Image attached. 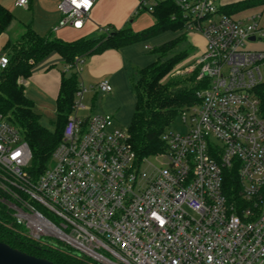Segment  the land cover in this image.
<instances>
[{
	"label": "built area",
	"instance_id": "built-area-1",
	"mask_svg": "<svg viewBox=\"0 0 264 264\" xmlns=\"http://www.w3.org/2000/svg\"><path fill=\"white\" fill-rule=\"evenodd\" d=\"M97 1L59 0L53 31L81 30ZM167 1L185 35L205 42L190 67L196 102L177 115L184 129L168 128L165 151L137 161L113 115L81 116L82 97L109 94V82L78 83L50 163L33 177L21 131L0 112V204L28 240L91 264H264V119L255 94L264 51L246 48L264 40V28L258 14L220 13L217 0H137L134 15ZM82 63L76 57L67 70L79 76ZM7 64L1 56L0 70ZM233 168L243 208L222 194V173Z\"/></svg>",
	"mask_w": 264,
	"mask_h": 264
},
{
	"label": "trees",
	"instance_id": "trees-1",
	"mask_svg": "<svg viewBox=\"0 0 264 264\" xmlns=\"http://www.w3.org/2000/svg\"><path fill=\"white\" fill-rule=\"evenodd\" d=\"M257 8L264 9V0L220 3L218 10L222 14L233 16ZM151 15L153 23L139 32L124 26L97 39H78L73 42H64L51 34L40 36L30 25H22L23 32L18 39L6 44L9 58L6 68L0 70V112L10 116V121L21 131L22 138L29 147L30 175L37 177L48 167L51 154L61 140L64 122L71 113L79 81L78 75L72 69L61 75L55 100V129L50 132L38 124L32 102L25 96L24 88L18 84V80L28 79L33 67L50 54L57 55L65 64L71 65L76 57L84 59L106 50H117L150 39L164 32H172L179 35L150 51L157 55V61L141 69L132 67L127 79L129 90L134 96V109L127 130L137 161L165 151L166 147L161 141L162 134L172 125L182 109L196 102L194 93L200 85L195 81L197 72L185 79L163 81L173 67L186 57V53L184 51L164 62L159 60L178 44L186 43V35L183 32L182 14L174 4L162 2ZM12 21V15L0 5V35ZM186 46L190 49V46ZM255 94L260 101V111L264 119V84L256 87ZM239 191L235 169L224 170L222 194L229 203L243 208L245 204L240 200ZM18 229L0 204L1 243L54 264H91L61 248L32 242Z\"/></svg>",
	"mask_w": 264,
	"mask_h": 264
},
{
	"label": "crops",
	"instance_id": "crops-1",
	"mask_svg": "<svg viewBox=\"0 0 264 264\" xmlns=\"http://www.w3.org/2000/svg\"><path fill=\"white\" fill-rule=\"evenodd\" d=\"M46 1L49 2L48 0ZM233 1L236 0H227L226 2ZM42 2L45 1L42 0ZM28 5L31 6L30 0H28ZM136 6L137 0H98L81 30L63 27L53 31V27L59 22L58 18V21H56L55 25L47 34H51L64 42H73L78 39H92L101 29L111 31L124 27L126 22L132 17V14L134 15ZM251 14L259 15L257 20L258 24L264 28L263 8L247 10L234 16L236 18H244ZM35 32L40 36L44 33L39 31ZM67 36L69 37L66 38ZM14 41H11L10 37L7 35V29L0 35V57L5 56L9 58V50L6 49L5 46L7 43H13ZM143 49L149 50L150 48L148 46L141 48L131 44L117 50H106L99 55L83 59L84 64L83 67L80 68L81 74L80 77H78L81 84L83 83V85L89 87L95 85L99 81L107 80L112 88L109 94H102L99 105L97 104V106H95L93 104L86 109L84 112L85 115L108 113L114 116L117 123L120 119H123L122 105L123 101L126 100L125 96L127 97V94H129L127 82L128 73L132 67L138 69L145 67L146 60L143 57ZM67 66L68 65L57 55L50 54L45 60L33 67L31 76L28 79L18 80V84L24 88L26 97L28 96V94H26V89L28 87V89H30L29 96L31 97L27 98L32 102L34 113L36 108L48 109L49 107L46 105L50 104V106H54L52 108H54L56 114L55 100L58 94L60 78L63 73L67 72ZM94 93L98 94L96 92Z\"/></svg>",
	"mask_w": 264,
	"mask_h": 264
},
{
	"label": "rangeland",
	"instance_id": "rangeland-1",
	"mask_svg": "<svg viewBox=\"0 0 264 264\" xmlns=\"http://www.w3.org/2000/svg\"><path fill=\"white\" fill-rule=\"evenodd\" d=\"M15 1L16 0H0V5L3 8H5L13 17V21L7 28V35L10 37L11 41L17 40L18 37L21 35V33L23 32L22 25H30V27L34 31L44 32L41 34V36H44L55 25L56 21H58L57 19L60 16L58 12L59 0H48L49 2H47L46 0H44L45 2H42V0H30L31 6L28 5L27 9L16 8ZM226 1L227 0H217V2L219 3L222 2L225 3ZM263 19H264V14H263ZM153 21H154L153 17L149 13H141L139 15L132 14V17L126 22L125 26L131 28L133 31L139 32L150 26L153 23ZM103 35L105 34L102 31H99L92 38L97 39ZM178 35L179 33L174 34L172 32H164L150 39L136 42L133 45L139 46L141 48L142 47L144 48V46H148L150 48L149 50H145V49L142 50L143 57L146 60L144 66L146 67L151 62L157 61V55L155 53H150V51L152 49H156L160 47L164 42H167L170 39H174ZM68 37L69 36H67L66 38ZM185 37H186V43L178 44L175 48H173L169 52H166L165 56H162L161 59L159 60L160 62H164L175 55L183 53L184 51L186 53V57L180 63H178L173 67V69L163 79V81H167L169 79H172L174 81H177L179 79H185L196 72L194 68L190 70V67H192L194 63L193 62L194 56L198 52L203 50L205 46V42L203 38L197 34H189L188 37L187 36ZM186 45L190 46V49H188ZM246 48L251 51H264V40L262 39L255 42L247 43ZM83 64L84 63L80 65V68L83 67ZM80 74L78 77H80ZM78 81L79 83H81L79 78ZM28 88L26 89V94H28L27 97L29 98L31 96H29L30 89ZM127 95L128 96L127 97L125 96L126 100L123 101V105H122L123 119H120L118 123L117 121H115L116 126L119 129H126L132 116L134 96L130 92V90H129V94ZM101 97L102 94L99 93L95 94L94 92H88L82 97L81 105L85 109H88L93 104L97 106V104L99 105L100 103ZM46 106L49 108L48 109L36 108L35 114L38 116V124L42 128L50 132H53L55 129V116H56L54 108H52L54 106H50V104ZM81 116H85V114L81 113ZM114 120L116 119L114 118ZM183 129L184 127L179 117L174 120L171 126H169V130L172 132H179L182 131Z\"/></svg>",
	"mask_w": 264,
	"mask_h": 264
},
{
	"label": "water",
	"instance_id": "water-1",
	"mask_svg": "<svg viewBox=\"0 0 264 264\" xmlns=\"http://www.w3.org/2000/svg\"><path fill=\"white\" fill-rule=\"evenodd\" d=\"M0 264H54V263L49 262L45 259H40L21 253L0 242Z\"/></svg>",
	"mask_w": 264,
	"mask_h": 264
}]
</instances>
